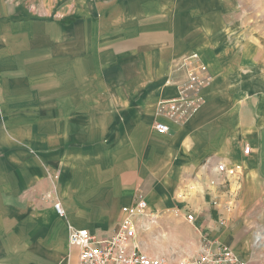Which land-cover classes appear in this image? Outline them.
<instances>
[{"label": "crops", "instance_id": "obj_1", "mask_svg": "<svg viewBox=\"0 0 264 264\" xmlns=\"http://www.w3.org/2000/svg\"><path fill=\"white\" fill-rule=\"evenodd\" d=\"M237 3L0 0V264H76L67 225L109 234L136 196L157 209L148 253L205 236L264 264V48ZM190 53L211 80L177 123L154 110Z\"/></svg>", "mask_w": 264, "mask_h": 264}, {"label": "built area", "instance_id": "obj_2", "mask_svg": "<svg viewBox=\"0 0 264 264\" xmlns=\"http://www.w3.org/2000/svg\"><path fill=\"white\" fill-rule=\"evenodd\" d=\"M182 66L184 78L177 85V93L173 97L160 99L154 110L156 115L177 123L184 122L197 110L203 99L202 91L211 80L207 64L197 53L184 56ZM153 129L163 134L169 127L155 120ZM243 150L249 153L250 147L246 145ZM216 171L223 182L239 178L242 173L241 166L222 162L216 164ZM53 208L58 216H65L60 202L54 201ZM226 208L229 209L228 204ZM156 210L142 196H136L131 204L121 206L118 224L109 234L96 235L86 227L77 228L68 224V242L78 249L76 264H245L233 250L205 236L198 250L192 254H150L143 250L140 233L155 224ZM185 217L189 222L194 218L192 213H187ZM260 239V233H255L253 242L258 243Z\"/></svg>", "mask_w": 264, "mask_h": 264}, {"label": "rangeland", "instance_id": "obj_3", "mask_svg": "<svg viewBox=\"0 0 264 264\" xmlns=\"http://www.w3.org/2000/svg\"><path fill=\"white\" fill-rule=\"evenodd\" d=\"M237 11L235 19L240 23L239 27L248 32L253 31L256 36H259L264 48V0H239ZM156 235H158L156 232L146 231L141 234L140 241L154 239L153 236Z\"/></svg>", "mask_w": 264, "mask_h": 264}]
</instances>
